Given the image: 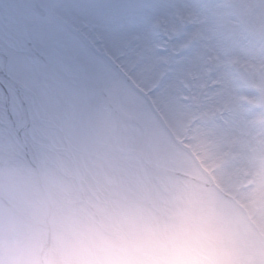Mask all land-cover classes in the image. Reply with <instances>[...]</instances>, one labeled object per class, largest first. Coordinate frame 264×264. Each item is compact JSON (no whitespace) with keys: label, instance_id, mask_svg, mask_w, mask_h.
Instances as JSON below:
<instances>
[{"label":"rangeland","instance_id":"rangeland-1","mask_svg":"<svg viewBox=\"0 0 264 264\" xmlns=\"http://www.w3.org/2000/svg\"><path fill=\"white\" fill-rule=\"evenodd\" d=\"M40 2L55 11L65 6L76 15L85 13L97 21L111 41L115 60L124 62L127 72L154 99L171 126L168 130L159 125L138 90L123 87L116 76L103 81L109 94L105 92L109 97L107 105L96 103V90L84 82V76L88 78L86 70L61 56H72L71 51L63 48L67 31L55 21L53 26H48L51 20H41L30 10L21 9L18 0H0V50L9 57V72L30 82L41 73L39 87L42 92L47 87L51 91L49 100H53L49 105L43 104V108L48 113L62 115L49 124L43 122L46 120L34 121L33 136L39 144L40 159L69 181L71 187L76 189L75 178L70 155L63 150L57 127L60 119H72V125L77 124L79 130L87 131L91 141L95 140V143L83 142L81 134L76 136L64 129L68 140H72L71 154L78 162V176L89 184L86 194L113 202L128 198L155 200L165 187V177L138 159L139 154L134 151L137 147L156 164L160 156L173 150L170 138L186 148L194 147L188 143L193 139L202 149L213 151L212 166L223 168L242 156L264 154V37L257 33L264 32V15L254 11L264 5V0ZM177 14L181 18L189 16L192 24L176 22ZM158 18H163L162 24ZM71 36L67 39L77 45ZM31 44L56 65L47 67L25 52L24 48ZM85 50L86 64L92 68L94 61L90 60V51ZM1 59H4L2 53ZM77 81L84 82L87 91L82 93L74 88ZM92 85L96 86L94 82ZM12 96L15 97L13 91ZM25 98L31 104L30 95ZM140 99L146 111L139 110ZM218 110L222 112L221 121L214 118ZM64 114L68 115L67 119ZM205 114L213 119L209 120ZM133 117L146 127L147 137L131 122ZM109 125L111 134L106 132ZM9 135L0 129L2 142H15ZM228 154L234 157L228 158ZM224 158L226 164L218 165ZM7 220L10 223L9 214ZM5 224L1 212V240ZM255 255L259 263L254 264H264V255ZM158 257L168 264L169 254L160 253Z\"/></svg>","mask_w":264,"mask_h":264},{"label":"clouds","instance_id":"clouds-1","mask_svg":"<svg viewBox=\"0 0 264 264\" xmlns=\"http://www.w3.org/2000/svg\"><path fill=\"white\" fill-rule=\"evenodd\" d=\"M264 15V5L254 10ZM156 165L155 200L118 202L79 193L15 142L0 143V206L11 226L0 264H248L264 255V154L213 167L196 140L170 138ZM222 185V186H221Z\"/></svg>","mask_w":264,"mask_h":264},{"label":"bare ground","instance_id":"bare-ground-1","mask_svg":"<svg viewBox=\"0 0 264 264\" xmlns=\"http://www.w3.org/2000/svg\"><path fill=\"white\" fill-rule=\"evenodd\" d=\"M22 92V91H21ZM26 121L23 119L21 122H18L16 125L20 129V132L12 126V129L14 130V134L20 139V147L25 151V149L28 151V157L35 158V147L33 146V143L28 139L27 136V129H26Z\"/></svg>","mask_w":264,"mask_h":264}]
</instances>
